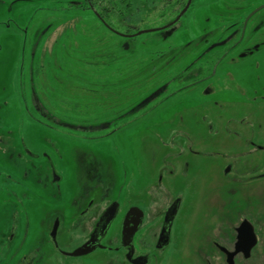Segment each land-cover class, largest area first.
Masks as SVG:
<instances>
[{
    "label": "rangeland",
    "instance_id": "rangeland-1",
    "mask_svg": "<svg viewBox=\"0 0 264 264\" xmlns=\"http://www.w3.org/2000/svg\"><path fill=\"white\" fill-rule=\"evenodd\" d=\"M209 1L204 2L200 15L194 2L182 18L181 26L170 36L150 31L132 38L108 29L95 12L75 8L76 2L83 0H5L6 3H0V14L11 13L13 18L9 27H0V139L12 143L19 137L31 145H42L45 152L56 158L64 174L62 197L55 199L45 195L41 205L43 213L46 207L67 208L73 197L83 191L86 180L88 186L92 184L93 181L85 177V167L91 165L90 160L99 161L111 171L114 185L110 196L123 194L131 199L146 194L164 164H177L180 168L189 163V168H199L200 176L220 180V169L225 171L229 152L241 147L235 143L236 132L245 136L247 133L264 135V102L255 104L264 96V25L260 38L253 40L262 44V49L255 52L253 58H236L251 63L253 69L248 73L230 66L228 76L238 78V84L231 82L227 75L228 80L223 78L224 66H219L217 71V78L224 80L195 82L199 78V62L205 63L221 49L215 47L209 57L205 55L199 60V27L206 29L217 24L210 13L213 4ZM247 1V11L264 3V0ZM214 3L222 10V2ZM10 7L12 10L7 11ZM158 14L142 20L141 30L160 27L170 18ZM262 14L263 11L257 12L251 27L258 24ZM213 39L203 42L204 48ZM32 69L40 73L47 109L64 116V120L73 125L65 139L51 129L60 127L59 124L47 118L33 121L20 110L17 87L20 79L28 77ZM207 73L205 70L203 76ZM164 83L168 84L166 91L147 101L146 96ZM142 100L146 101L143 108L132 111ZM123 112L127 113L122 115ZM109 120L112 125L107 127L105 122ZM117 127L119 133L110 134ZM1 143L0 152L5 149ZM51 143L57 144L58 153L53 152ZM190 149H199L202 156L192 155ZM164 180L168 181L167 177ZM227 189L223 188L220 195L213 197L217 206L221 200L222 205H228ZM184 197L189 205L191 194L187 187ZM39 206H33L30 213L32 238L38 230ZM203 206L211 207L199 203L193 223ZM177 245L173 244L165 252L167 258L162 263L178 264L184 260V264H195L188 258V246L183 250ZM110 254L97 251L84 259L69 261L99 264L105 256L109 260Z\"/></svg>",
    "mask_w": 264,
    "mask_h": 264
},
{
    "label": "flooded vegetation",
    "instance_id": "flooded-vegetation-1",
    "mask_svg": "<svg viewBox=\"0 0 264 264\" xmlns=\"http://www.w3.org/2000/svg\"><path fill=\"white\" fill-rule=\"evenodd\" d=\"M187 1L164 25L156 28L168 27L156 31L164 37L170 36L181 26L182 18L194 2L200 15L207 0H192L187 11L176 20ZM215 1L209 2L213 4L210 13L217 24L206 29L199 27V60L215 47L221 49L212 57L208 55L210 57L205 63L199 62V78L195 82H213L229 77L231 82L238 84V78L228 76L230 66L248 73L253 69L251 63L236 58H253L255 52L262 49V44L253 43V40L260 38L264 25V3L247 11V0H218L224 5L219 10L214 5ZM83 2H76V5ZM87 6L91 10V6ZM11 10L12 7L7 11ZM259 11H263L261 20L251 27L252 18ZM12 19L11 13L0 14V27H9ZM113 32L132 38L138 31ZM1 34L0 31V37ZM210 34L214 39L204 48L203 42L211 39ZM219 66H224V79L217 78ZM205 70L208 73L203 76ZM39 75V71L32 69L28 77L20 79L16 99L20 101V110L33 121L47 118L59 124L60 127L51 129L65 139L73 125L65 121L64 116L47 109ZM167 88L166 83L160 85L146 96L147 101L156 99ZM261 102H264V96L255 103L256 106ZM145 103L139 102L132 111L143 108ZM105 124L110 127L112 120ZM119 129H113L110 134L119 133ZM236 134L235 143L241 147L229 152L225 171L220 169V180L200 176L199 168H189V163L180 168L177 164H164L159 169L156 182L151 183L143 197L129 199L120 194L114 198L110 196L114 185L111 171L101 166L99 161L90 160L91 165L85 167V177L93 181L92 184L88 186L86 180L83 191L73 197L67 208L46 207L45 213L41 206L44 196L60 199L63 195L61 182L64 174L56 158L45 152L42 145H31L19 137L12 143L1 138L5 149L0 152V264H74L69 260L84 259L97 251L111 253L109 260L105 256L99 264L165 263V252L173 244H178L177 247L183 250L187 245L188 258L195 264H264V135ZM50 145L53 152H59L56 143ZM189 151L198 158L202 156L199 149ZM166 177L168 181L164 180ZM172 179H176L174 185ZM186 187L191 194L189 205L184 197ZM223 188H228V205H222L221 200L217 206L213 197L220 195ZM199 203L210 204L211 207L200 208L199 218L193 223ZM38 205L41 210L35 209L38 212V230L32 238L30 213L33 206L36 208ZM93 247L88 253L74 255L78 249L85 251ZM178 264H184V260Z\"/></svg>",
    "mask_w": 264,
    "mask_h": 264
},
{
    "label": "trees",
    "instance_id": "trees-1",
    "mask_svg": "<svg viewBox=\"0 0 264 264\" xmlns=\"http://www.w3.org/2000/svg\"><path fill=\"white\" fill-rule=\"evenodd\" d=\"M95 12L111 31L135 33L145 18L159 12V17H170L185 4V0H88L75 8Z\"/></svg>",
    "mask_w": 264,
    "mask_h": 264
},
{
    "label": "water",
    "instance_id": "water-1",
    "mask_svg": "<svg viewBox=\"0 0 264 264\" xmlns=\"http://www.w3.org/2000/svg\"><path fill=\"white\" fill-rule=\"evenodd\" d=\"M191 1H192V0H188V1H187V4H186L185 7L183 8V10L180 12V14H179V16L177 17L176 20H178V19L180 18V16H181L183 13H185V12L187 11L188 7H189L190 4H191ZM166 27H168V25H166V26H164V27H162V28H152V29H148V30H140V31L137 32V35H140V34L145 33V32H150V31H156V30L164 29V28H166ZM94 248H95V247L90 248V249L85 250V251H82L81 249H78L76 252H74V255H80V254L88 253V252H90L91 250H93Z\"/></svg>",
    "mask_w": 264,
    "mask_h": 264
}]
</instances>
